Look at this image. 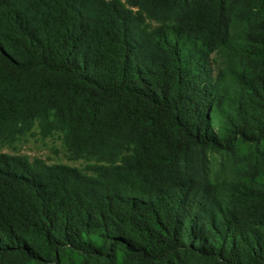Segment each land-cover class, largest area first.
Listing matches in <instances>:
<instances>
[{"label":"trees","instance_id":"16d2710c","mask_svg":"<svg viewBox=\"0 0 264 264\" xmlns=\"http://www.w3.org/2000/svg\"><path fill=\"white\" fill-rule=\"evenodd\" d=\"M33 127L87 164L0 153V264H264V0H0Z\"/></svg>","mask_w":264,"mask_h":264},{"label":"rangeland","instance_id":"374dc122","mask_svg":"<svg viewBox=\"0 0 264 264\" xmlns=\"http://www.w3.org/2000/svg\"><path fill=\"white\" fill-rule=\"evenodd\" d=\"M0 153L25 156L29 160L41 161L46 164L62 163L72 166L83 167L87 164L82 159H71L63 147L61 136L58 132L50 136L42 137L36 127L26 135L19 136L12 144L0 147ZM218 158L217 153H212ZM214 164L217 159H214Z\"/></svg>","mask_w":264,"mask_h":264}]
</instances>
